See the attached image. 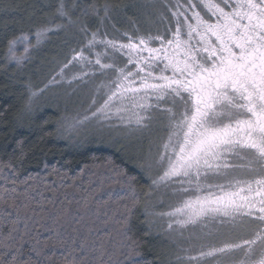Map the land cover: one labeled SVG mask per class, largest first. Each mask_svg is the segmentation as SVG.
Listing matches in <instances>:
<instances>
[{"label":"snow or ice","instance_id":"6c2138e0","mask_svg":"<svg viewBox=\"0 0 264 264\" xmlns=\"http://www.w3.org/2000/svg\"><path fill=\"white\" fill-rule=\"evenodd\" d=\"M172 16L175 30L170 28L168 37L149 35L139 37L137 43L128 36V43L118 44L97 41L96 33L92 34L89 49L103 44L125 55L128 65H135V71L127 65H106L101 56L107 51L95 54V63L114 68L118 80L92 116H107L117 101L121 105L116 107L117 114L130 111L125 100L131 101V109L143 111L170 102V107L162 109L168 113L169 125L158 161L166 160L167 166L152 183L171 181L179 185L175 191L187 195L172 211L160 213L177 218L169 228L173 223L184 227L216 216L233 220L250 216L264 223V0H187L186 5L178 0ZM44 35L36 33L38 40ZM154 40L159 47L150 46ZM17 43H30V38L21 34L10 40V53ZM91 55H84L82 49L73 60L91 63ZM136 77L139 86H135ZM149 99L156 104L148 103ZM120 118L146 127L144 121L150 117L131 111L127 118ZM239 171L251 178L237 179ZM210 176L225 183H206ZM204 257H219L215 264H264V228L252 239L201 251L199 258Z\"/></svg>","mask_w":264,"mask_h":264},{"label":"trees","instance_id":"16d2710c","mask_svg":"<svg viewBox=\"0 0 264 264\" xmlns=\"http://www.w3.org/2000/svg\"><path fill=\"white\" fill-rule=\"evenodd\" d=\"M67 1L87 22L68 48H48L45 62L32 50L17 56L19 63L9 59V41L29 31L0 20V264H162L141 209L148 179L135 157L104 143H69L57 134L65 111L30 106L29 94L91 32L121 40L125 34L167 30L173 1L165 0L159 23L141 32H135L141 25L132 7L141 0ZM37 2L0 0V13H21Z\"/></svg>","mask_w":264,"mask_h":264},{"label":"rangeland","instance_id":"374dc122","mask_svg":"<svg viewBox=\"0 0 264 264\" xmlns=\"http://www.w3.org/2000/svg\"><path fill=\"white\" fill-rule=\"evenodd\" d=\"M37 1V4L30 3L26 10L21 11V13L10 14V11L1 10L0 20L8 27L23 26L27 27L29 31L24 34L29 36L30 43H17L13 53H10L8 48L9 59H13V55L16 59H18L17 56H27L32 50L39 59L45 56L43 60L45 62L50 57L46 54L48 48L52 50L55 48H68L70 42H76L79 35H82L80 31L86 24L87 17L78 13L75 4L67 0ZM172 1V4L168 5L170 19L164 25L167 27L165 31L159 30V33L153 34L136 33L134 36L127 34L121 40L110 39L96 32L88 34L82 46L68 54V57L49 76L45 84L30 91L29 105L33 107L49 105L64 110L65 112L60 113L57 120V134L71 144L78 146L87 142L91 144L104 143L113 145L135 157L136 162L139 163L138 165L148 179V188L144 194L141 209L147 227L157 237L156 240L163 256L162 264H215V260L220 259L219 257L215 259L204 257L201 259L199 258L200 252H206L211 247H222L225 243H240L242 240L252 239L256 231L264 228V223L254 217L238 215L234 220L231 217L216 216L207 217L203 222L195 225L188 224L181 227L173 223L172 228L168 227L169 223L177 218L161 216L160 213L172 211L173 208L179 206L187 195L175 191L179 185L171 181L156 185L152 183L167 166L166 160L163 163L158 161L160 154L164 151L163 144L168 137L169 125L168 113L162 109L170 107V102H162L159 108L152 107L147 111H143L139 108L131 109V101L125 100L124 106L128 107L130 111L117 114L116 107L121 106L117 101L112 112L108 113L107 116L101 114H97L95 117L92 116V113L96 112L110 92L115 89V82L118 80V73L114 68H101L95 63V54H103L107 51L106 56H101L103 64H115L120 68L127 65L128 70L135 71V65H128L125 55L114 52L111 48L106 49L103 44L97 43L95 47L89 49L87 46L92 39V34L96 33L97 41L111 40L118 44L128 43V36H131L133 41L137 43L139 37L147 38L149 35L168 37L171 35L168 30L170 28L173 31L175 30L176 18L172 16V11L176 9L178 0ZM179 3L187 4L185 1H179ZM165 4V0L132 2L133 11L135 10L134 19L141 25L139 29L135 27L137 30L135 32L143 31V27L147 29L152 21L159 23L157 18L160 16ZM61 11L65 15L61 16ZM180 19L182 21L183 17H180ZM107 21L109 22L108 18ZM121 21L126 23L127 16H122ZM41 25H43L42 28H38ZM37 32H46V35L41 36L38 40L36 37ZM150 46L159 47V41H152ZM25 48L28 49L27 52H25ZM82 49L86 56L90 52L92 53L90 56L91 63L73 60V56L81 52ZM118 54L120 57H117ZM144 55H147V53H144ZM50 61L56 66L60 62L59 59L55 58H51ZM69 61H72V63L69 64ZM65 65L68 66L65 67ZM162 66L160 65V67ZM158 73L159 69L156 70V74ZM166 74L170 75L171 73ZM135 79V86H139V78L136 77ZM33 93L35 95H32ZM147 102L152 105L156 104L155 99H149ZM131 111H138L141 115L150 117L144 121L147 126L138 127L135 123H127L126 119L121 120V116L125 118L130 116ZM84 117H88V119L85 120ZM78 120L83 121V123L77 124L76 121ZM236 178L244 180L251 177L243 171H239ZM205 182L225 183V180L210 176ZM191 194L194 195V193ZM256 215H259V213H256ZM189 257H197L198 259L190 260Z\"/></svg>","mask_w":264,"mask_h":264}]
</instances>
